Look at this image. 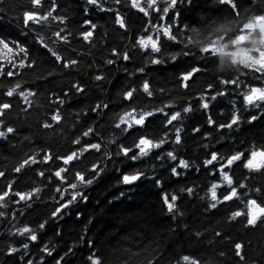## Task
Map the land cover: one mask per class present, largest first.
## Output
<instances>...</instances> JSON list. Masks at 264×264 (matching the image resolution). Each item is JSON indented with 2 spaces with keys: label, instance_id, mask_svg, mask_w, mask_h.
I'll list each match as a JSON object with an SVG mask.
<instances>
[{
  "label": "snow or ice",
  "instance_id": "6c2138e0",
  "mask_svg": "<svg viewBox=\"0 0 264 264\" xmlns=\"http://www.w3.org/2000/svg\"><path fill=\"white\" fill-rule=\"evenodd\" d=\"M191 2L112 0V6H107V0H86L81 11L111 14L112 24L122 32L124 43L113 46L106 39L108 33H104L101 43L107 55L88 63V81L77 78L66 82L59 90L53 83L58 79L56 70L71 75V70L78 69L84 59L83 49H88L87 55L93 57L99 26L86 17L79 30H73L69 25L74 20L67 12L61 14L60 0H27L19 6L22 11L18 15L17 34L0 31V96L4 98L0 100V141L4 142L6 150L15 149L12 141L22 132L21 127L8 119L16 107L13 100L21 101L25 105L21 110L27 113L34 107V99L46 92L50 97L49 111L38 123L43 130H54L67 118L66 106L76 98H87L90 83L101 92L108 85L111 88L107 100L98 97L92 106L75 113L77 118L93 120V126L71 141L75 149L69 148L67 153L60 154L42 147L39 153L27 155L10 170H0V179L6 181L0 191V207L8 208L7 201L11 200L13 205L23 204L31 210L43 189L29 181L25 185L27 190H17V185L31 172L34 178H44L56 185L54 190L60 198L47 215L57 218L78 199L87 200L88 196L81 189L105 178L108 165L112 164V172L118 174L117 183L121 185L138 187L140 183H152L158 189L162 211L176 225L175 228L169 225L168 232L172 235L162 252L154 250L149 254L141 243V251L124 249L120 264H213L209 252L217 260L231 252L238 264H264V248L258 256L253 255L250 253L252 241L234 238L228 230L230 226L242 224L244 230H259L264 237V126L258 133L253 131L256 122H264V0H215L214 11L219 15L201 18L196 21L199 27L180 21L181 12L176 11L180 4ZM170 12L174 14L172 17H169ZM166 17L173 23H162ZM46 30L51 34L46 36ZM75 43L82 48L73 47ZM137 56L141 59L136 60ZM145 60L150 65L183 62L184 66L174 72L171 79L165 78L162 86H157L161 82L148 76ZM128 64L136 66L130 71ZM121 65L127 83H115L118 77H112V69L120 71ZM28 73L34 74L35 79L24 80ZM9 78H15L16 82L12 83ZM169 84L173 87L169 88ZM113 89L118 90L116 102ZM176 92L179 95L170 99ZM225 99L229 100L226 117L223 110L214 115L210 110L214 106L211 102L220 103ZM197 110L204 113V125L194 124L189 128L185 120H191ZM109 113H112L111 118ZM222 118L225 122H221ZM100 121L112 129L115 137L110 141L114 145L112 149L104 144L98 130ZM246 131L249 134L241 140ZM189 132L219 144L216 149L203 145L202 150L207 151L199 165L190 157L184 158L180 151ZM228 133L234 137L232 143L225 140L220 144V139L226 138ZM89 136L92 140L84 139ZM168 148L171 150H166ZM225 148L226 151H221ZM88 156L93 159L73 173L72 179L76 182L68 180L67 173L71 170L68 166L83 164ZM113 161L118 164L138 161L142 166L120 168ZM50 165L56 166L54 172ZM238 167L245 171L242 179L237 178ZM189 169L209 172L213 180L205 185L204 196L199 197L202 202L199 215L220 216L224 225L222 230H212V238L207 243L204 239L207 230H196L191 216L182 210V202L189 196L196 197L199 186L169 188L172 177H179ZM257 176L261 177L260 181H256ZM225 205L234 208L221 212ZM7 215L0 211V217ZM11 215L14 219L22 214L12 211ZM44 215L35 228L30 221L11 231V242H5L4 247L9 258L16 256V264H36L29 258L30 252L24 253L48 225ZM181 221H187L182 224L183 231ZM0 239L8 241V235ZM191 242L195 246L189 249L187 244ZM178 245L184 246L177 251ZM225 245L228 247L220 250ZM43 252L51 254V249L44 247ZM40 258L43 260L42 254ZM93 264H100V258L95 257Z\"/></svg>",
  "mask_w": 264,
  "mask_h": 264
},
{
  "label": "trees",
  "instance_id": "16d2710c",
  "mask_svg": "<svg viewBox=\"0 0 264 264\" xmlns=\"http://www.w3.org/2000/svg\"><path fill=\"white\" fill-rule=\"evenodd\" d=\"M27 0H0V31L10 32L13 35L17 34L16 29L18 26V15L22 11L19 7L22 4H26ZM62 5L60 12L63 14L67 12L74 20L73 24L69 25L73 30H79L82 20L84 18H92L99 26V32L97 33V48L92 50L93 57L87 55L88 49H83L85 56L81 61L78 69H72L71 75H64L59 69H57L58 79L53 81L59 87L63 86L66 82L72 81L77 78H83L84 81L89 79L88 63L93 59H99L107 55V49H105L101 43L102 39H105L104 33H108L106 37L113 46H118L124 41L121 40L122 32L118 30L117 26L112 24L111 14L101 13L98 10H90L88 13L81 11L82 7L86 4V0H60ZM107 6H112V0H107ZM215 0H192L191 4L183 3L178 6L176 11L181 12L179 20L183 23H190L194 27L200 25L196 21L205 16H217L219 13L215 12L216 8ZM128 15L127 12L124 13ZM174 14L169 13V17ZM136 19V17H133ZM162 23H173L172 19L165 18ZM85 28L87 26H84ZM52 30H56L53 28ZM51 33L45 31V35L48 36ZM73 47L81 49L82 46L78 43L73 44ZM67 54V53H65ZM75 58V57H73ZM139 56L136 60H140ZM146 64V60L144 61ZM127 64V62H125ZM129 70L132 71L135 64L127 65ZM183 62L180 64H168L150 65L146 64V71L148 76L153 78L154 81H159L162 86L165 78L171 79L172 74L182 68ZM123 65L120 66V71L115 68L112 69V77H118L115 83H127L124 79V73L122 71ZM68 71V70H65ZM79 73V75H78ZM24 80H34V74L28 73L23 77ZM203 81V77L199 78ZM12 83L16 82L15 78H9ZM137 82H139L137 80ZM7 83V81H4ZM197 85L196 87H198ZM47 87V86H45ZM169 88L173 85L169 84ZM111 85H108L103 92L94 87V84H89L88 96L76 98L68 106L64 108V112L67 118L63 121L60 127H54V130H43L38 123L41 121L45 113L49 111L50 97L46 92H42L38 97L34 99V107L27 113L21 109L25 105L19 100H13L12 102L16 107L9 113L8 119L14 122L17 126L22 128L21 135L16 137L12 143L16 144L15 149L8 148L4 145L3 141H0V170H10L14 165L26 158L27 155L33 152L39 153L40 148H51L54 153H67L69 148L75 149L76 146L71 144V141L81 136L82 132L87 130V127L93 126V120L80 116L77 118L75 113L81 111V109H87L92 106L97 98L107 100L108 89ZM117 89H113V101L116 102ZM179 92L173 94L170 99H174ZM4 98L0 96V100ZM229 100L225 99L220 103L212 101L211 112L216 115L222 110L227 114V104ZM159 102H157V105ZM118 111V109H113ZM251 111V109H249ZM112 113H109L111 118ZM204 113L202 111H195L192 114L191 120H185L188 127L191 128L194 124L204 125ZM221 122H225L221 119ZM264 126V122H256V127L253 129L255 132H259ZM103 136L104 144L108 149L114 148V145L110 143L114 139V135L111 127H109L104 121L99 122L98 129ZM207 130V129H205ZM249 133L246 131L241 135L240 139L243 140ZM119 136V133L115 134ZM135 135V134H134ZM24 137H28L27 140ZM86 140H92L89 136L84 138ZM131 139V138H130ZM234 137H231V133H228L226 138L220 139V144H224L227 140L228 144L232 143ZM95 142V141H94ZM204 144H209L213 149L219 148V144L215 140L205 139L200 135L193 133H187L183 148L180 150L183 152L184 158H191L197 165L200 164L204 158V153L207 149H203ZM236 146H239L237 142ZM166 150H171L170 148ZM221 151H226L221 149ZM87 155V154H86ZM7 157V159H5ZM39 158V156H38ZM93 157L88 156L83 161V164L75 163V167L69 165L71 170L67 173V179L75 183L72 179L73 173L80 170L84 165L88 164L89 160ZM62 165V162H57ZM117 164V167L123 168L125 165L128 167H141L138 161H125L124 164ZM90 166V165H89ZM41 169L44 165L40 166ZM109 172L103 179H98L93 184L89 185L86 189H81L88 196L87 200L78 199L69 207V209L57 218H52L47 213H50L52 206L60 198L55 192V184L44 180V178H34L30 172L17 185V190H27L25 185L32 181L34 186L41 187V198L33 203L31 210L26 209L23 204L20 206L13 205L11 200H8V208L0 207V211L8 213L6 217H0V236L8 235V241L0 239V264H16V256L8 257L5 251V242H11V231L15 227H23L24 224L33 222L31 227H36V222L40 220L42 214L43 219L49 221L45 229L39 233V238L35 242H31L28 251L24 253L27 255L30 252L29 258L34 259L36 264H57V261H61V264H93L94 258H100V264H120L123 259V250L131 249L133 252L141 251L140 244L143 243L145 248H148L149 254L154 251L162 252L167 246L172 233L168 232L169 225L175 228V223L170 222L168 214L162 211L161 202L159 200V192L156 187L150 182L140 183L138 187H129L117 183V173L112 172V164L108 165ZM51 170H56L55 165H50ZM47 174V173H46ZM245 171L241 168L236 169L237 178L242 179ZM167 175V174H165ZM151 177V173L149 174ZM12 178V174L9 172V179ZM261 177L257 176L256 181H260ZM213 182L212 176L209 172L201 171L195 172L191 169L179 177H172L169 181V188L184 187L185 185L193 186L198 185L196 197H187L182 202V210L186 212V215L191 216V222L195 225L196 230H207L205 236V243L212 238V230H222L224 225L220 222V216H201L199 213L202 211L199 197H203L206 191L205 185H210ZM6 181L0 179V191H3ZM66 187V184H65ZM203 189V190H201ZM124 195H121V193ZM233 207V205H225V208L221 209V212L227 208ZM12 211H17L22 215H17L14 219L11 215ZM23 221V224L21 223ZM42 222V221H41ZM187 221H181L182 224ZM231 235L236 238L240 237L245 240H251L250 253L253 255H259L262 248H264V237L261 232L246 231L242 224H236L230 226L228 229ZM179 239V237H176ZM17 239H20L17 237ZM186 239V238H185ZM27 242V241H24ZM149 245H151L149 247ZM19 247V244L16 245ZM184 245H178L179 248ZM195 246L194 242L188 243L189 249ZM44 247L51 249V254L44 253ZM228 246H223L220 250H225ZM41 254L43 260H41ZM213 264H238V260L228 252L226 258L217 260L216 256L211 252L207 253Z\"/></svg>",
  "mask_w": 264,
  "mask_h": 264
}]
</instances>
